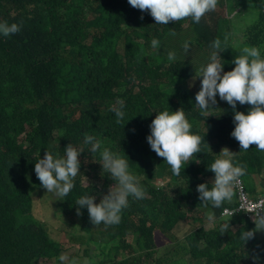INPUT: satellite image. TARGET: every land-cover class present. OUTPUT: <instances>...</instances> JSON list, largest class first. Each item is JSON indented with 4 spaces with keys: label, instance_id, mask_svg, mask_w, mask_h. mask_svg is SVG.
Here are the masks:
<instances>
[{
    "label": "trees",
    "instance_id": "trees-1",
    "mask_svg": "<svg viewBox=\"0 0 264 264\" xmlns=\"http://www.w3.org/2000/svg\"><path fill=\"white\" fill-rule=\"evenodd\" d=\"M248 2L218 0L217 7L234 14ZM262 4L255 7L261 11L259 23L244 29L239 49L232 41L239 28L232 29L230 18L219 16L217 8L199 24L186 18L157 25L147 10L141 12L127 0H0V21L23 22L17 34L0 36V264H59L66 246L54 238L42 214L36 215L41 200L75 229H67L68 237L81 239L88 264H253V256L264 264V232H256L245 245L238 238L241 231L255 228L251 216L223 217L227 208L239 206V188L218 209L202 207L196 192L197 185L214 179L208 165L227 148L246 165L245 192L249 195L244 183L249 179L255 189L249 196L264 198V151L254 144L241 151L230 136L232 109L219 97L217 110L202 115L194 106L200 78L193 80L217 38L223 42L228 37L220 53L224 71L234 68L231 61L244 47L255 46L264 56ZM151 38L160 40L158 50L149 46ZM185 42L190 44L187 54L181 52ZM168 51L177 52L178 59L169 61ZM118 98L126 104L120 123L110 111ZM167 108H182L204 142L179 175L146 140L156 113ZM249 108L237 102V111ZM85 134L101 142L97 152L83 143ZM69 143L82 151L80 173L68 196L57 200L41 186L34 164L46 151L63 155ZM105 147L128 157L130 170L147 190L142 200L129 198L120 223L108 226L93 225L86 209L77 215L75 205L84 194L96 196L99 203L115 183L99 164ZM259 191L262 197L255 195ZM208 210L216 215L209 230ZM181 223L192 230L178 240L172 232ZM224 225L229 227L222 230ZM92 249L99 254L89 261Z\"/></svg>",
    "mask_w": 264,
    "mask_h": 264
},
{
    "label": "clouds",
    "instance_id": "clouds-1",
    "mask_svg": "<svg viewBox=\"0 0 264 264\" xmlns=\"http://www.w3.org/2000/svg\"><path fill=\"white\" fill-rule=\"evenodd\" d=\"M127 2L141 12L147 10L157 25H167L170 21L176 22L186 18H190L194 24H199L202 17L214 11L218 4V0H127ZM261 2H263L264 12V0H249L246 4L252 5V10H256L260 16L261 11L255 7ZM22 27V21L19 23L0 21V36L9 37L17 34ZM171 35H175V32H171ZM243 35L245 36V32ZM227 39L228 37L225 36L223 42L219 38L211 42L208 62L201 68L199 74L193 77V80L200 78V87L195 94L194 106L200 109L202 115H207L210 111L217 110L214 106L217 105V97H219L220 101L226 102L232 109L234 128L230 136L238 142L241 151H247L253 144L257 146L256 150L264 151V56L255 46L244 47L241 54L231 61L234 68L224 71L226 62L220 53L225 52ZM149 46L158 50L160 40L151 38ZM189 49L190 44L185 42L181 52L187 54ZM167 59L176 61L177 52L168 51ZM192 86L190 83L189 87ZM237 102L239 105L247 104L250 108L247 112L237 111ZM110 111L114 113L116 122L120 123L126 117L125 101L118 98ZM149 129L147 143L151 150L170 166L174 175H179L184 163L195 154L202 152L203 137L192 131V125L182 108L174 112L169 108L159 111L149 125ZM83 143L90 145L93 153L101 147V142L89 134L84 135ZM81 153L82 151L69 143L63 149V155L46 151L44 157L35 162L34 172L41 186L47 190V193H53L57 200H64L75 187L74 178L80 173ZM235 155L229 149L223 148L216 155L217 158L208 165L207 170L214 173V179L210 183H201L196 187L202 207L209 208L210 205L211 209H218L225 202L233 200L242 177L246 175V165L237 162L234 159ZM99 164L103 172H107L115 183L109 186L99 203L95 202L94 195H80L75 201V205L78 206L76 212L80 215L81 210L86 209L93 225L101 223L105 226L116 225L121 221L122 211L129 205V198L142 200L147 195V190L130 170L128 157L126 159L125 156L105 147L100 151ZM260 200H254L259 201L252 205L257 209L254 214L245 213L253 217L255 228L238 234L239 240L244 245L255 238L256 232H264V209L261 207L264 205V200ZM240 203L239 199L237 208L226 209L237 211L234 215H226L225 210L223 217H233L243 213L238 212ZM205 219L209 224H213L216 221V215L208 210L205 213ZM226 227L229 225L222 226V230ZM191 230L188 224L181 223L173 230L172 235L182 240L190 234ZM163 255L162 253L158 260L162 259ZM252 259L253 264H260L259 256H253ZM57 260L59 264H78V260L68 253H61ZM84 264H88V261H84Z\"/></svg>",
    "mask_w": 264,
    "mask_h": 264
},
{
    "label": "rangeland",
    "instance_id": "rangeland-1",
    "mask_svg": "<svg viewBox=\"0 0 264 264\" xmlns=\"http://www.w3.org/2000/svg\"><path fill=\"white\" fill-rule=\"evenodd\" d=\"M252 5L246 6L243 10L236 12L234 14H230L228 10L226 9V6H222L220 8L217 7L218 15L230 18V21L232 22L233 26L232 29L237 30V27L239 28V32H235V37L232 38V41L234 44H236V48L241 49V42L245 41V36L244 34V29H248V27L254 26L259 23L258 17L259 13H257L256 10H252ZM256 14L257 16L253 15ZM200 62L204 61L205 58H198ZM245 186L247 188V191L249 195H253L255 192H253L254 186L253 183L249 179H245ZM256 196H261L262 192L259 191L258 195L255 194ZM262 197V196H261ZM45 199V198H44ZM43 200L39 201L36 204V209L35 213L37 216L41 215L46 223L51 225L53 227V236L58 240L62 245L65 247V253H68L71 257H74L78 260V263H84L83 261L85 260V251L81 248L82 242L81 239L78 240H73L71 241L70 238L68 237V231L67 229L70 230H75L73 228H68L66 227L61 219L57 216H54L55 210L53 207H47V205L43 206L42 205ZM48 203H54L53 199H48ZM253 220V217L251 218ZM214 223L209 224L207 223V230L214 228ZM185 229V227H183ZM80 236H83L82 232H80ZM168 244V242L166 241ZM99 253L95 251V249L90 250L89 254V261L92 257L97 256ZM42 264V263H41Z\"/></svg>",
    "mask_w": 264,
    "mask_h": 264
},
{
    "label": "built area",
    "instance_id": "built-area-1",
    "mask_svg": "<svg viewBox=\"0 0 264 264\" xmlns=\"http://www.w3.org/2000/svg\"><path fill=\"white\" fill-rule=\"evenodd\" d=\"M239 190H240V207L238 212H243V213H249V214H254L257 209L253 208L252 205L259 202V201H254L252 200L249 195L245 192V189L243 187V184L241 182L240 186H239ZM264 200V199H262ZM260 200V201H262ZM262 209H264V205L261 206ZM237 211H231V210H226L225 214L226 215H234Z\"/></svg>",
    "mask_w": 264,
    "mask_h": 264
}]
</instances>
